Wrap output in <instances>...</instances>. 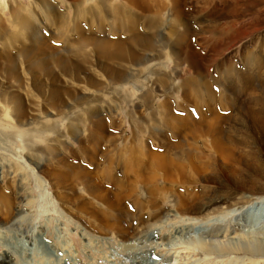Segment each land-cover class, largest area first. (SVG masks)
Returning a JSON list of instances; mask_svg holds the SVG:
<instances>
[{"label": "bare ground", "instance_id": "bare-ground-1", "mask_svg": "<svg viewBox=\"0 0 264 264\" xmlns=\"http://www.w3.org/2000/svg\"><path fill=\"white\" fill-rule=\"evenodd\" d=\"M116 1L4 0L0 5V137L15 135L21 149L30 150L38 172L52 186L53 210L80 225L85 236L93 233L123 242L162 217H172L198 230L183 242V249L191 253L186 262H181L176 249L161 264H264L262 34H255L242 48L240 68L229 61L221 81L214 78L223 91H215L200 64V46L215 52L219 37L224 44L258 30L256 19L264 11V1L254 5L247 0H220L221 7L208 9V20L224 18L220 27L210 30L214 40L195 38L197 31L185 18L184 0H127V8ZM247 14L254 16L253 22L246 20L238 27ZM163 15L170 30L157 40L156 20ZM254 22L257 26H251ZM50 39L60 45H51ZM102 96L114 105H109V124L117 127L122 121V117L115 121L116 101L130 106L124 116L133 120L137 114L140 124H131V135L106 132L108 123L100 114L99 104L106 101ZM177 96L182 101L176 105L184 113L172 108L169 97ZM137 98L150 106L149 116L158 117L144 120V107L135 103ZM216 101L230 113H221ZM81 104L77 122L88 119L92 125L85 124L86 144L81 138L84 128L76 127L67 114ZM187 104L195 107L196 118ZM47 121L52 123L46 125ZM60 121L68 125L69 135L53 124ZM143 123L148 133L137 136L134 128ZM239 126L245 134L238 133ZM85 151L93 173L79 160L77 153ZM40 155L45 156L43 162ZM4 158L0 154V264H17L13 238L8 239L10 229L28 232L25 220L31 223L35 216L21 215L16 201L17 190L27 192L22 180L27 170L16 163L5 164ZM97 173L108 180L110 189L100 185ZM76 179L81 181L80 189L103 207L67 195L66 189L75 191ZM72 202L76 206L70 208ZM162 202L170 208L162 207ZM44 231L35 235L41 248L47 243ZM4 233L6 238L1 236ZM25 237V241L34 239Z\"/></svg>", "mask_w": 264, "mask_h": 264}, {"label": "rangeland", "instance_id": "rangeland-1", "mask_svg": "<svg viewBox=\"0 0 264 264\" xmlns=\"http://www.w3.org/2000/svg\"><path fill=\"white\" fill-rule=\"evenodd\" d=\"M184 1L187 2V3L185 2L184 9H183L186 12L185 18L192 25L193 27L192 30L195 29V31H197V34H195L196 36L195 38L202 39L204 37L207 40H214L213 38L216 35L215 34L211 35L210 30L218 26L220 27L221 24L224 22V18H220V19L216 18V19H213V21H210L207 19V16L205 14L208 11V9H210L212 6L221 7L222 6L221 1L220 0H203V1L202 0H184ZM260 1L263 2L264 0H247L249 4H254V5H257V3ZM241 2L244 3V0H241ZM4 3H5L4 0H0V5ZM116 3H118L119 5L125 8H127L129 5L127 0H117ZM205 3H208L209 6H207L206 8H203ZM228 4H230V2H228ZM60 7L62 8V6ZM63 9L65 8L63 7ZM70 9L71 7L68 9V13H70V11L72 10ZM139 11L140 9L136 11L135 13L139 15ZM83 15L86 16L85 14ZM263 15H264V11L259 13L260 17L256 19V23L260 25L259 29L256 30L257 32L254 29L249 34L241 36L242 38L241 37L239 39L237 38V40L236 38H234V41L230 40L229 43H224V44L221 42V37H219L218 40L214 41V44L217 43L219 45L218 49L215 50V52L213 51L207 52V48L205 47L201 48L200 46V50H201L202 57H203L201 59L202 62H200V64L201 66H203V69L207 71L209 75L208 77L213 85V88L217 89L215 91H219V90L223 91L222 90L223 87L221 85H218L217 82L218 80L221 81L222 79L221 75L224 69L223 67L224 64L231 61L233 62V64H236L237 68H240V64H242L240 54L244 46H249L250 38H253L255 34H259V35L262 34L263 45H264V16ZM166 17H167L166 15H163L158 20H156L157 28L155 31L156 33L155 35H156L157 40H159V38H164L170 30V26L168 25L169 20ZM243 18L245 19L241 23H239L240 25L238 26L237 24L238 27H241L242 26L241 24L245 22L246 20L248 22L249 21L253 22L252 19L254 18V16L247 14L243 16ZM68 20H70V18H68ZM81 20L84 21V18H81ZM256 23L255 22L252 23L251 26H257ZM54 29L55 27H53V30ZM157 34H160V36L159 35L157 36ZM72 35L73 36H71L70 34V37L72 38L76 37L75 34H72ZM193 36L191 37V39H192V42L195 43L194 41L195 39ZM50 44L55 46V45H60V42L59 41L56 42L55 40L50 39ZM197 46L199 47V45ZM262 51L264 52L263 49ZM211 75L214 77H212ZM214 78H217V82H215L216 84L213 83V80H215ZM42 81L46 83L44 79H42ZM261 97L264 98V93L261 94ZM103 98L106 99L107 101L106 97H103ZM169 99L172 102V105H173L172 108L176 113H184V111L182 112L181 108H178V106L176 105V101L177 102L182 101L180 96H177V99L172 98V97H169ZM134 100H136V98ZM158 100L159 99H157V97L154 98L153 100L154 104L153 103L151 104L152 109H154V107L157 106L156 101ZM106 101L104 103L99 104L101 105L100 114L103 116L104 120L108 123L105 125V129H107L106 132L110 131V132L118 134V132H120L119 130H121V132H123L124 135H129L130 133H132L133 131L130 130L132 128L131 124L138 123L137 114L135 113L136 116H134L133 120H131L130 118H128L131 116L129 115L124 116V114H126L125 111L127 110L128 107L130 109V106L129 105L126 106L125 102L124 103L120 101H116L117 103L114 102V104H116L117 107L119 106V109H118L119 116L116 117L115 121L118 123V121H121V117H122L120 126L117 125L116 127L112 123L109 124L110 118H109L108 112L111 110V108H109V105L112 106L113 104L112 103L108 104V102H111V101H107V102ZM139 101L142 103V100H140L139 98H137V101H135V103H138V106L140 107L141 106L144 107V109L142 110V113L144 114V117H143L144 120L154 119L158 117L157 114H154L153 116L150 114L151 116H149V114L147 113H148V110H150V106L147 107L143 103L140 104ZM215 103H216V108H218V110L221 113L223 112H224L223 114L230 113V108H225V107L223 108V105L225 104H222L221 102H218V101H216ZM187 105H188L187 106L188 111L191 112V114L192 113L194 114L195 107L191 106L190 104H187ZM83 106L84 104H81L80 106H75L67 114L70 118L73 117L74 119V120L72 119L73 122L77 123L76 127H82V129L84 128V132L82 133L81 138L83 139L84 144H86L87 134L85 132V124H88L89 126H92V125L91 123H89L88 119L80 123L77 122L78 120L77 114L81 111V108ZM93 110H96L97 112V108L93 107ZM224 110H226L227 112ZM194 117L196 118L195 114H194ZM51 123L52 122L47 121L46 125H49ZM53 124H57L58 126H60V131L62 132L63 135H69V133L67 132L68 125L62 124L61 121L59 123H53ZM134 129L136 133L138 134L137 136L144 137L148 133L146 123H143L139 125V128L135 127ZM102 133L104 132L102 131ZM238 133L245 134L243 130V126L238 127ZM16 138L17 137L15 135H9L8 137L4 139L0 137V154L5 155V158H4L5 164L10 165V164L16 163L19 167L25 168L27 170V173L22 176L24 187H27V192L24 193L23 195V193H21L20 190H17L16 191V196H17L16 201L19 203V206L21 207V212L19 211L21 215L27 216V218L35 216L34 220L31 223H30L31 220H28V219L25 220L26 224L30 226L28 228L29 230L28 232L27 231L22 232L15 227L10 229V232L12 234H10V237H8V239L10 238L9 240H11V238H13L11 240L12 241L11 243L13 245L12 249H15V254H17L16 256H18L16 260L17 264H20V263L21 264H161L163 263L162 258L167 257L168 254L169 255L176 254L175 253L176 249H178V254L180 253V255L182 256L181 262H186L187 259H189V257L187 258V256H190L191 253L188 251L189 253L188 254L186 252L187 250L183 249V246H184L183 242L184 240H186V238L192 235L195 236L198 228L194 225L190 227L185 226L184 222H176V219H173L172 217H168V218L162 217L161 220L156 222V224L142 228L137 233V235L135 234L131 239L123 240V242L122 240L111 238L110 236L108 237H102L99 235L96 236V234H93V233H88L85 236L84 232H82L81 228L79 227L80 225L69 221V219L63 216L62 213L59 212V210H55V211L53 210L55 197L52 194H50L53 191L52 186L44 181V178H46V176H43L41 173L38 172L37 164L33 161V158H32L33 154L30 152V150L28 151L26 149L22 150L21 145L20 143H18ZM75 144L76 143L70 142L69 145H71L73 148H77V144L76 145ZM15 145H19V147H16ZM55 148L56 150L58 149L57 146ZM64 154L66 158H72V156L69 153H64ZM77 154L79 156V160L82 161L83 166H87L93 173L94 171L91 169L93 166L90 165V160L87 158L88 153L85 151L84 154L82 155L81 153H77ZM40 159H43L42 160L43 162L45 159V156L40 155ZM100 165L101 163L98 164V167ZM33 166H35V168ZM97 181L100 183V185H103V186L108 185L110 189L108 180H106L105 177H103L102 175H99L98 173H97ZM73 185L75 186L74 192L71 190V188L66 189L67 190L66 193L69 197L71 198H74L76 196L84 197L85 199L89 200L91 203L95 204L96 206L103 207L102 205H100L101 203L97 202L96 199H91L80 189V185H81L80 180L76 179L75 181H73L72 186ZM28 200L31 201L30 206L29 204L28 205L25 204L26 201ZM127 202H128V206L130 205L129 206L130 208L129 207L128 208L132 210L131 207L133 208V205L130 204L129 201ZM161 205L165 209L170 208V204L168 203L165 204V202H162ZM75 206L76 204L74 202L70 204V208H73ZM28 210H31L29 217H28V212H27ZM135 221L136 219L135 220L133 219L132 222L135 223ZM42 229H45L43 233V239L47 241L46 245L42 246V248L43 247L45 248V251H42L41 245L37 243V239L35 236L36 231H41ZM15 230L16 231L18 230L17 232L19 233H17ZM25 234L33 236L34 238L33 241L31 239L30 240L28 239V241H30V244L28 243V241H25L27 240L25 237ZM1 236L3 238H6L5 233L2 234ZM20 237H22V239ZM31 241L33 244H31ZM0 251H2L1 247H0ZM35 252L36 254H34ZM56 260L57 262H60V263H57ZM200 263L203 264L202 262ZM204 264H207V263H204Z\"/></svg>", "mask_w": 264, "mask_h": 264}]
</instances>
